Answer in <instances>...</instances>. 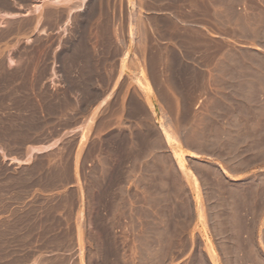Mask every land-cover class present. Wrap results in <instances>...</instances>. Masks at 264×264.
<instances>
[{
  "label": "rangeland",
  "instance_id": "obj_1",
  "mask_svg": "<svg viewBox=\"0 0 264 264\" xmlns=\"http://www.w3.org/2000/svg\"><path fill=\"white\" fill-rule=\"evenodd\" d=\"M221 1L0 0V106L80 169L46 264H264V0Z\"/></svg>",
  "mask_w": 264,
  "mask_h": 264
},
{
  "label": "crops",
  "instance_id": "obj_2",
  "mask_svg": "<svg viewBox=\"0 0 264 264\" xmlns=\"http://www.w3.org/2000/svg\"><path fill=\"white\" fill-rule=\"evenodd\" d=\"M206 1L214 9L223 7L221 0ZM18 42L0 41V47H15ZM0 57L12 66L9 55ZM4 91L0 106L4 116L0 120V264H46V240L62 235L63 190L77 185L80 169L73 163L70 179L64 180L62 154L57 151L63 131L50 139H32L30 101L25 103L23 98L22 107L15 108V90ZM14 112L18 116L15 123L9 118ZM50 254L61 255V243L55 242Z\"/></svg>",
  "mask_w": 264,
  "mask_h": 264
},
{
  "label": "bare ground",
  "instance_id": "obj_3",
  "mask_svg": "<svg viewBox=\"0 0 264 264\" xmlns=\"http://www.w3.org/2000/svg\"><path fill=\"white\" fill-rule=\"evenodd\" d=\"M54 2H56L55 4H58V3H65V2H70V0H53ZM86 2V0H80V3H79V5L75 8L76 10H81V11H83L84 10V3ZM42 5H36V8H37V10L39 11L40 10V7H41ZM73 10V9H72ZM141 72V71H140ZM139 82V81H138ZM142 86V85H141Z\"/></svg>",
  "mask_w": 264,
  "mask_h": 264
}]
</instances>
